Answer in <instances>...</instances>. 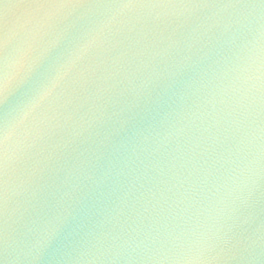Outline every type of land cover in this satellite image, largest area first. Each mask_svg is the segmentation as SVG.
<instances>
[{
    "label": "water",
    "instance_id": "water-1",
    "mask_svg": "<svg viewBox=\"0 0 264 264\" xmlns=\"http://www.w3.org/2000/svg\"><path fill=\"white\" fill-rule=\"evenodd\" d=\"M0 264H264V0H0Z\"/></svg>",
    "mask_w": 264,
    "mask_h": 264
}]
</instances>
